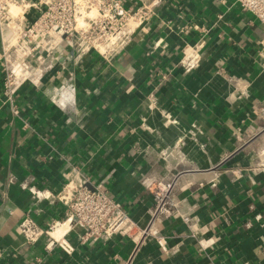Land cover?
Instances as JSON below:
<instances>
[{
	"label": "crops",
	"instance_id": "1",
	"mask_svg": "<svg viewBox=\"0 0 264 264\" xmlns=\"http://www.w3.org/2000/svg\"><path fill=\"white\" fill-rule=\"evenodd\" d=\"M155 11L111 61L85 55L22 85L16 116L0 71V264H264V29L236 0H160ZM189 25L197 30L179 31ZM199 39L201 63L185 72L180 50ZM71 169L141 228L152 206L144 181L174 177L177 210L154 223L165 251L151 237L80 245L78 231L69 256L45 250L47 238L23 245L24 216L45 228L65 208L22 185L58 193Z\"/></svg>",
	"mask_w": 264,
	"mask_h": 264
},
{
	"label": "built area",
	"instance_id": "2",
	"mask_svg": "<svg viewBox=\"0 0 264 264\" xmlns=\"http://www.w3.org/2000/svg\"><path fill=\"white\" fill-rule=\"evenodd\" d=\"M159 1L138 0L131 8L124 0H0L3 103L8 104L16 116L19 112L13 97L25 83L38 85L45 75L56 76L57 69L62 71L70 60H79L85 55L93 54L105 62L111 61L132 44L136 33L145 31L156 14ZM236 4L264 29V0H236ZM10 7H17L20 13L12 14ZM79 20L83 22L81 25ZM192 30L197 27L189 25L179 29L185 33ZM200 39L194 44H184L180 50L178 64L185 72L197 69L201 63L203 43ZM261 46L264 70L262 43ZM15 68L21 71L20 76L15 73ZM227 81L235 89L243 88L233 76ZM146 101L148 109L155 107L152 96L146 97ZM56 104L64 108L61 100L58 99ZM161 113L165 125L170 124V116ZM62 176L65 183L58 193L22 185L34 201H43L50 206L57 202L65 208L64 217L50 219L45 228L37 225L33 218L24 216L18 224L23 245L33 246L47 238L45 250L57 247L69 256L74 251L68 240L69 234L78 231L80 245L113 237H128L137 242L151 237L165 251V241L154 223L161 218L173 217L177 210L172 194L174 177L144 181L146 187L151 188L152 206L147 225L141 228L108 196L102 183L90 185L78 169H71ZM57 228H63V231L55 239L51 235Z\"/></svg>",
	"mask_w": 264,
	"mask_h": 264
},
{
	"label": "bare ground",
	"instance_id": "3",
	"mask_svg": "<svg viewBox=\"0 0 264 264\" xmlns=\"http://www.w3.org/2000/svg\"><path fill=\"white\" fill-rule=\"evenodd\" d=\"M16 9H18V8H17V7H10V12H11L12 14H14V15L20 13V11L18 12V11H16ZM18 10H19V9H18ZM82 23H83V22H82L81 20L78 21V24H79V25H81ZM15 73H16L18 76H20L21 71L18 70L17 68H15ZM62 231H63V228H57V229L52 233L51 236H52L53 238L57 239V238L61 235Z\"/></svg>",
	"mask_w": 264,
	"mask_h": 264
},
{
	"label": "rangeland",
	"instance_id": "4",
	"mask_svg": "<svg viewBox=\"0 0 264 264\" xmlns=\"http://www.w3.org/2000/svg\"><path fill=\"white\" fill-rule=\"evenodd\" d=\"M16 11H18L19 12V10L18 9H16ZM231 171H235L236 170V168L234 169V168H232V169H230Z\"/></svg>",
	"mask_w": 264,
	"mask_h": 264
}]
</instances>
